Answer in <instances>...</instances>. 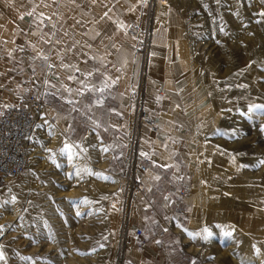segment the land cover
I'll return each instance as SVG.
<instances>
[{"label": "rangeland", "instance_id": "rangeland-1", "mask_svg": "<svg viewBox=\"0 0 264 264\" xmlns=\"http://www.w3.org/2000/svg\"><path fill=\"white\" fill-rule=\"evenodd\" d=\"M133 1L144 26L148 0ZM165 1L149 17L152 45L179 75L198 157L183 246L195 264H264V0ZM20 13L21 0H0V50ZM218 81L245 95L226 100ZM44 108L24 175L0 189V264H126L123 211L110 206L124 181L110 145L91 131L84 150L86 136L70 138Z\"/></svg>", "mask_w": 264, "mask_h": 264}, {"label": "crops", "instance_id": "crops-1", "mask_svg": "<svg viewBox=\"0 0 264 264\" xmlns=\"http://www.w3.org/2000/svg\"><path fill=\"white\" fill-rule=\"evenodd\" d=\"M108 3L21 0L16 33L0 50V113L41 88L39 99L65 125V133L74 140L86 136L83 149L88 150L95 131L110 145V167L118 171L131 148V92L140 71L125 24L144 23V7L133 0ZM164 51L160 43L152 45L146 103L159 129L144 127L138 141V160L148 165L142 175L146 190L134 195L126 264H195L181 240L186 213L175 214L177 208L187 211L180 191L191 188L198 161L194 125L179 75ZM39 114L37 123L49 117L45 108ZM61 132L56 124V134ZM136 228L143 230L142 236L135 235Z\"/></svg>", "mask_w": 264, "mask_h": 264}, {"label": "built area", "instance_id": "built-area-1", "mask_svg": "<svg viewBox=\"0 0 264 264\" xmlns=\"http://www.w3.org/2000/svg\"><path fill=\"white\" fill-rule=\"evenodd\" d=\"M158 1L148 0L147 22L130 23L126 29L127 34L135 41L134 51L140 59V71L136 85L131 92V100L134 105V117L131 134V148L126 154L123 168L124 192L120 201H111L112 207H121L122 232L126 239L131 231L130 213L134 195L145 192V184L142 175L147 171V163L138 160V141L144 127L152 131H158L159 120L151 114L146 103V91L151 83L149 64L152 48V33L149 17L153 7ZM160 90L161 87H158ZM39 88L28 92L18 104L8 105L0 113V189L24 174L27 167V159L30 150V138L36 127L39 112L44 103L39 99ZM190 189H182L180 197L186 199ZM119 204V205H118ZM185 210L177 208L175 214L185 215ZM136 236L143 235L141 228L134 230Z\"/></svg>", "mask_w": 264, "mask_h": 264}, {"label": "bare ground", "instance_id": "bare-ground-1", "mask_svg": "<svg viewBox=\"0 0 264 264\" xmlns=\"http://www.w3.org/2000/svg\"><path fill=\"white\" fill-rule=\"evenodd\" d=\"M161 2V1H160ZM166 1L165 0H163L161 3L163 4V3H165ZM158 3H159V1H158ZM155 10H152V12H151V15H152V18H153V15L155 16ZM151 29H152V26H151ZM249 40V39H248ZM219 82V81H218ZM231 82L229 81V82H225V83H221V82H219L218 83V89H219V93H221V95L224 97V98H226V100L227 99H232V98H234V97H238V96H240V95H245V91L243 90V87H240V86H237V85H231L230 84ZM220 95V94H219ZM42 110V109H41ZM40 118V114H39V116H38V119ZM38 119H37V121H38ZM37 121H36V125H37ZM29 154H30V152H29ZM29 154H28V159H27V165H28V163H29ZM26 169H27V167H26ZM26 169H25V171H26ZM25 171H24V173H25ZM24 175V174H23ZM111 206V205H110ZM112 207V206H111ZM246 241H242V238H241V245L243 246V250H245V251H249L250 250V247H249V245L248 246H246V242L248 241L249 242V240H247V239H245Z\"/></svg>", "mask_w": 264, "mask_h": 264}, {"label": "snow or ice", "instance_id": "snow-or-ice-1", "mask_svg": "<svg viewBox=\"0 0 264 264\" xmlns=\"http://www.w3.org/2000/svg\"><path fill=\"white\" fill-rule=\"evenodd\" d=\"M261 15H264V13H261ZM89 75H91V73H89ZM0 259H3V254L0 253Z\"/></svg>", "mask_w": 264, "mask_h": 264}]
</instances>
